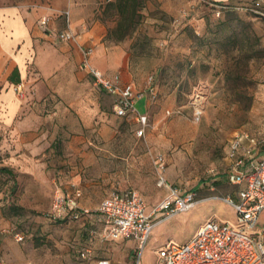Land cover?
I'll use <instances>...</instances> for the list:
<instances>
[{"label":"rangeland","instance_id":"1","mask_svg":"<svg viewBox=\"0 0 264 264\" xmlns=\"http://www.w3.org/2000/svg\"><path fill=\"white\" fill-rule=\"evenodd\" d=\"M109 1L0 0V8L51 22L50 36L40 43L44 52L60 44L95 48L90 32L102 28L100 43L125 53L126 78L142 96L136 109L148 118L144 136L137 137L134 118L115 115L113 99L79 73L73 55L69 68L54 74L49 66L40 72L28 64L21 79L13 70L23 96L0 82L3 114L17 106L13 123L0 121V255L6 264H135L140 252L133 240L92 238L86 219L58 223L47 214L54 191L73 186L81 190L79 205L91 212L127 189L141 195L149 212L166 194L157 186L159 155L167 182L203 201L155 226L139 264H154L158 248L168 240L186 242L209 219L235 224L234 210L220 200L236 192L225 179L226 152L238 132L264 138V3L255 17L252 0L220 1L231 4L225 9L215 0H146L140 25L115 44L105 40L116 20L105 11ZM71 11L75 41L58 42L54 33L66 27ZM4 61L0 54V70ZM94 227L101 233L98 223ZM15 232L23 243L14 241Z\"/></svg>","mask_w":264,"mask_h":264},{"label":"built area","instance_id":"2","mask_svg":"<svg viewBox=\"0 0 264 264\" xmlns=\"http://www.w3.org/2000/svg\"><path fill=\"white\" fill-rule=\"evenodd\" d=\"M253 1L257 5L264 3V0ZM252 11L261 15L259 10ZM65 22L66 27L55 33V40L62 43L74 42L76 34L70 25L69 13L66 14ZM48 23L47 18H42L39 26L45 28ZM79 50V69L92 78L95 86L113 99L115 115L132 116L137 124L136 136H144L148 118L136 109L141 94L119 74L107 76L95 67L92 62V46L79 47ZM13 87L17 94L23 96L22 82ZM195 118L199 120L200 112L195 113ZM226 160L228 164L225 179L236 192L234 196L226 195L220 200L234 210L235 224L209 219L186 242L168 240L158 248L155 251L154 264H264V225L260 226V215L264 212V138L255 141L244 132L236 133L226 152ZM164 163L162 156L154 158V165L160 173L157 186L164 189L166 194L149 212H146L147 206L141 195L133 189L110 194L91 212L79 205L81 190L73 186L70 191H54L47 217L58 223L86 219L89 224L86 233L92 238L133 240L140 252L135 263L139 264L140 255L155 226L188 212L203 201L195 191H181L170 185L161 175L165 169ZM214 182L212 180L210 184ZM96 223L99 224L101 233L94 227ZM4 233L1 230L0 236ZM12 236L16 243H23L24 236L21 233L15 232ZM80 259L88 261L89 251L80 252ZM0 264H6L1 255ZM94 264L110 263L98 261Z\"/></svg>","mask_w":264,"mask_h":264},{"label":"crops","instance_id":"3","mask_svg":"<svg viewBox=\"0 0 264 264\" xmlns=\"http://www.w3.org/2000/svg\"><path fill=\"white\" fill-rule=\"evenodd\" d=\"M215 1L220 2L225 0ZM75 15V11H71L69 14V20L72 24L77 23ZM50 25L51 22L45 28H41L39 22L36 23L34 15L28 14L22 9L16 7L0 8V54L5 57L4 64L0 70V82L5 81L7 84L13 86L14 84L11 83V72L17 70L19 77L23 79L22 69H24V75H26L28 64L33 65L40 72H42L41 66H49L51 74L66 70L69 68L66 61L72 59V55L76 59L79 73L87 76L79 69L80 50L78 45L69 47L60 44L58 50H47L46 52L42 50L40 43L42 39L50 36L48 35V32L51 31ZM90 34L93 37V43L96 44L92 59L93 65L107 76L119 74L125 82H130V79L126 78L128 75L127 57L123 50L118 47L106 48L103 46L100 43L103 36L102 28L97 25L93 27ZM72 43L70 42V44ZM70 69L72 71L75 69L74 64H71ZM3 103L5 104L7 101L0 97V121L5 125L13 123L17 106L14 105L10 113L3 114L1 111ZM25 263L30 262L22 264Z\"/></svg>","mask_w":264,"mask_h":264},{"label":"trees","instance_id":"4","mask_svg":"<svg viewBox=\"0 0 264 264\" xmlns=\"http://www.w3.org/2000/svg\"><path fill=\"white\" fill-rule=\"evenodd\" d=\"M252 10H261L260 6L257 5L253 0L250 2ZM146 0H112L107 2L105 11L109 15L115 16V26L108 28L105 35V40H109L116 43H119L126 38L130 37L136 28L140 25L142 16V10L144 9ZM215 4L224 6V9L231 7L229 3L215 2ZM255 17H261V15L254 13ZM11 83L14 85L19 83V80L14 81L11 78Z\"/></svg>","mask_w":264,"mask_h":264}]
</instances>
